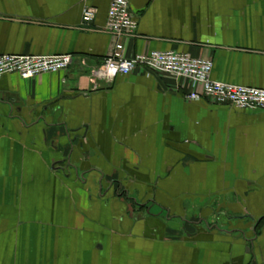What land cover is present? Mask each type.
<instances>
[{
    "label": "crops",
    "instance_id": "0c3cea01",
    "mask_svg": "<svg viewBox=\"0 0 264 264\" xmlns=\"http://www.w3.org/2000/svg\"><path fill=\"white\" fill-rule=\"evenodd\" d=\"M110 1L0 0V55L73 57L0 78V264H264V110L145 67L96 77ZM129 2L125 56L188 52L264 87V0Z\"/></svg>",
    "mask_w": 264,
    "mask_h": 264
},
{
    "label": "built area",
    "instance_id": "2783aa9c",
    "mask_svg": "<svg viewBox=\"0 0 264 264\" xmlns=\"http://www.w3.org/2000/svg\"><path fill=\"white\" fill-rule=\"evenodd\" d=\"M97 15V8L85 5L83 22L90 24ZM105 31L115 39L112 51L94 75L112 81L117 74H129L138 67L146 71H158L176 79L187 81L191 90L186 97L190 100L208 98L219 104H228L238 109H263L264 87L235 85L211 78L213 61L210 58L194 57L188 52L176 50H150L125 56L124 38L135 36L138 17L129 0H111L105 24ZM69 53L47 55H0V78L8 73H17L23 78H31L44 73L65 70L72 63Z\"/></svg>",
    "mask_w": 264,
    "mask_h": 264
}]
</instances>
